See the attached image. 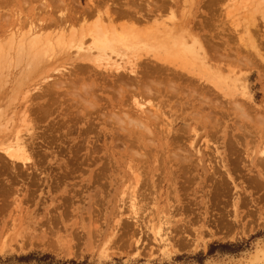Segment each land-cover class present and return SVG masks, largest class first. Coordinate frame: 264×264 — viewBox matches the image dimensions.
I'll use <instances>...</instances> for the list:
<instances>
[{"label": "rangeland", "instance_id": "rangeland-1", "mask_svg": "<svg viewBox=\"0 0 264 264\" xmlns=\"http://www.w3.org/2000/svg\"><path fill=\"white\" fill-rule=\"evenodd\" d=\"M45 1L51 4L19 0L0 6V54L5 55L0 57L5 61L0 62V155L16 141L28 144L25 160L0 156V264H264V164L256 163L257 148L264 147V66L258 67L255 55L264 49V0H165L157 22L176 27L173 39L155 40L147 24L128 26L120 40L137 28V42H119L116 52L98 57L93 47L85 74L75 55L93 46L91 39L54 46L52 53L50 41H30L43 30L32 33L29 25L15 22L19 14L40 12ZM90 1L102 12L107 7L112 12L114 5H139L144 12L148 4L161 2L108 0L107 6L102 2L107 0H75L80 9L92 6ZM200 42L211 54L206 61ZM32 47L42 51L36 59ZM142 54L147 75L150 65L169 71L149 75L163 91L146 82L149 94L136 93L140 105H135L132 85L120 84L128 76L118 82L106 66L125 64L124 76L129 75L132 60ZM133 68L144 74L143 65ZM136 73L130 77L137 80ZM69 80L76 91L64 85ZM232 99L253 109L234 110Z\"/></svg>", "mask_w": 264, "mask_h": 264}, {"label": "bare ground", "instance_id": "bare-ground-1", "mask_svg": "<svg viewBox=\"0 0 264 264\" xmlns=\"http://www.w3.org/2000/svg\"><path fill=\"white\" fill-rule=\"evenodd\" d=\"M19 0H0V6H8V5H10V4H14L15 2H18ZM21 1H23V2H31L32 0H21ZM50 1V3L51 4H48L46 1L45 2H43L42 3V7H40V12H37V13H33L32 11H30L29 13H27V14H19V15H17V21H15L17 24H19L20 26L21 25H23V24H27V25H29V27L31 28V32L32 33H34L36 30H35V28H38V31H41V30H43L44 31V33H42V32H40V35L41 36H39V34H38V36L36 37V35H34L33 36V40L32 39H30V41H33V42H35V43H41L42 42V40H43V42H48V41H50V42H48L47 44H48V47H49V51L50 52H52L53 53V48H54V46H55V48H61V49H63L64 47H65V45H67L68 43H81V44H83L86 40H88V39H86V38H89V39H91L92 40V42H93V46H90V45H88V46H90V47H88V46H86V48H84V49H82V51L81 52H78L77 53V55H75V60H77V62H78V69L81 71V72H83L84 71V73L83 74H85V73H87V72H85V71H87V70H83V69H86V67L88 66H86L85 64H88V62H90V63H93V60H94V58H93V54H91V52L93 51V50H95V49H93V47H95L96 48V50H97V55H96V57H98V56H105V55H108V53H113V52H116L117 50H118V47L117 48H115V46H117V45H115V44H117V43H119V42H121V43H129V44H133V43H135V42H137V39L139 38V37H137L136 36V34L138 35V32H140L139 30H135V29H137V28H135L134 29V33L133 32H131V33H133L134 34V36H130L131 35V33H130V35L128 36V38H126V37H124V38H126V39H124V40H122V38H121V40H120V34H121V37H123V36H125V34H126V31H125V29H130L128 26H130V27H132V26H136L137 24H140V23H143V24H147L148 26H147V28L146 29H148L149 31H151V33H148V35H150L152 38H154L155 40H158L159 38L160 39H163V38H168V40H171V39H173L174 37H175V28L176 27H173V26H162V21L161 22H157L158 20H159V18H160V15H159V12L161 11V10H163L167 5H166V2H165V0H161V2H153L152 3V5L151 4H148L147 6H150V8H148L146 11H144V12H141V8H140V6L138 5L137 6V8H135V7H128V8H124V6L123 5H120L119 7H117V5L115 6H113L114 8L112 9V12H108V7L106 8V10L104 11V12H102L101 10H99V8H95V6L93 7V4H92V1H90V4H92V6H88L86 9L85 8H83V9H80L78 6H77V4H76V2H75V0H49ZM127 1V0H126ZM133 1V0H132ZM78 2H80V0H78ZM103 3H104V5L106 4L107 6H109V4L107 3L108 2V0L107 1H102ZM111 3H113V0H111ZM134 4H135V1L133 2ZM155 3V4H154ZM12 4V5H13ZM136 5V4H135ZM42 12H44V15H42L41 13ZM11 16V15H10ZM94 18V20H93V22L92 23H90L88 20H90L89 18ZM13 19L11 20V19H9V20H7L6 21V23H7V25L8 26H10V25H12V23H13ZM207 23H208V21H206ZM36 23H37V25H36ZM204 24V23H203ZM205 25H206V23H205ZM203 26V27H206V26ZM152 28H151V27ZM126 27H128V28H126ZM151 28V29H150ZM116 29H117V31H116ZM179 29V32H182L183 31V29H181V28H178ZM204 29V28H203ZM119 30H121V31H119ZM201 30V29H200ZM205 30V29H204ZM129 32H130V30H128ZM127 31V32H128ZM137 33H136V32ZM77 32H79V33H77ZM118 32V33H117ZM120 33V34H119ZM119 34V35H118ZM13 37H14V35L13 34H11ZM53 36H55L56 38H53L52 39V37ZM11 37V36H10ZM13 37H11L10 39H13ZM18 37V36H17ZM51 37V38H50ZM22 38H24L23 36H22ZM15 40H16V37L14 38ZM14 39L12 40V41H14ZM42 39V40H41ZM46 39V41H44ZM178 39V38H177ZM202 39V38H201ZM41 40V41H40ZM55 40V41H54ZM204 40V39H203ZM10 41V40H9ZM17 41V40H16ZM22 40L20 39L19 40V42H21ZM90 41V40H89ZM11 42V41H10ZM262 42V41H261ZM202 43H204V41L202 42ZM201 42L199 43V48H200V51H201V53H202V56H203V59H204V61H206V60H208L209 59V57H211V54H210V52H209V50H207L206 49V45L204 46L203 44H202ZM208 42H206V44H207ZM259 43H260V41H259ZM263 43V42H262ZM261 43V44H262ZM205 44V43H204ZM264 44V43H263ZM2 44H0V46H1ZM57 46V47H56ZM38 47V46H37ZM258 46L256 45V46H253L252 48H254V49H256ZM26 48V47H25ZM33 48L34 47H32L31 49H32V51H33ZM54 48V49H55ZM58 48H57V50H58ZM30 49V50H31ZM34 49H36V48H34ZM262 49V48H261ZM256 50L257 51V53L255 54L256 55V58H259V60L258 61H260L259 62V65H258V67H261L262 65L264 66V49H262V50ZM27 50H28V48H27ZM29 50V51H30ZM39 51V49L37 48L36 49V51ZM40 50H43V49H40ZM36 51L34 52V59H36V57L39 55V54H41L42 53V51H39V53H37L36 54ZM37 51V52H38ZM48 51V52H49ZM124 50H122V52H123ZM28 52V51H27ZM31 52V51H30ZM93 52H95V51H93ZM32 53L33 52H31V57H33L32 56ZM95 53V54H96ZM30 54V53H29ZM37 55V56H36ZM3 56H5V55H3ZM3 56H1V54H0V57L2 58ZM40 56V55H39ZM38 56V57H39ZM142 56H146V54H142V55H140V56H138L137 58H135L134 60H132V64H130V66H132L133 65V67H141L142 65H143V68H142V70H144V68L146 67L145 66V64H147V63H145V64H142V62L145 60V59H143L142 60V62H141V57ZM154 57V56H153ZM0 58V59H1ZM148 58V57H147ZM34 59H32V60H30L32 63H33V61H34ZM149 59V58H148ZM246 59H248V57H246ZM6 60V59H5ZM150 60V59H149ZM154 60V59H153ZM155 60H157L158 62H161V63H165V61H164V59H161V60H158V59H155ZM154 60V62L156 63V61ZM251 59H249V60H246V62H248L249 61V63L251 62L250 61ZM257 60V59H256ZM36 61V60H35ZM147 61V60H146ZM145 61V62H146ZM203 61V60H202ZM1 65H4L5 64V61H4V59H3V63H2V59H1ZM7 63H8V61H6ZM114 62V63H113ZM112 63H113V66H111V67H109V65H110V62H109V65H107L106 67H108L107 69L111 72V73H109V74H107L108 76H111V77H115V78H117V79H115V80H118V82H119V80H120V78H125L126 76H128V77H126V81H123L122 79V83H120V84H122V85H126V82L127 83H129L130 84V87H131V85H132V87L134 88L133 89V92L131 93V100L134 102V104L135 105H140V103L138 102V101H140V99L137 101V100H135L136 98H138V95H140V96H144L143 95V92H144V90L145 91H147V93H148V90H147V88L146 87H144L145 85H146V82H147V86H148V83H153V84H155V86L156 85H160L162 88H160L162 91H163V86L159 83V80L158 81H155V80H153L152 81V78H150V77H148L149 75H151L152 76V74L153 73H157V70L158 71H161L162 73H164V72H167V71H169V69L166 67L165 68V66L164 67H161V68H156L157 66H152V67H150L149 66V68H148V66H147V69H150V71L148 70L147 72L149 73V75H147L146 73H145V71L146 70H144V74H143V71H141V73L143 74L142 76H141V73H140V70H136V69H134L133 67H131L130 69H129V75H125L124 76V72H125V69H126V66H125V64H119V63H117L116 61H113ZM117 64H116V63ZM153 62V61H152ZM144 63V62H143ZM150 63V62H149ZM262 65H261V64ZM157 64H159V63H157ZM253 64H255V66H256V64L257 63H253ZM252 64V65H253ZM0 65V66H1ZM7 65V64H6ZM30 65H31V63H30ZM85 66V68L84 67H82V68H80L81 66ZM148 65V64H147ZM167 65V64H166ZM129 66V67H130ZM4 67V66H3ZM128 67V66H127ZM28 68H29V66H28ZM87 68H89V67H87ZM256 68V67H255ZM262 68H263V71H264V67H261V70H262ZM77 69V70H78ZM83 70V71H82ZM172 70V69H171ZM179 70V69H178ZM177 70V71H178ZM122 71H123V73H122ZM128 71V70H127ZM136 71L138 72L139 71V73H140V77L139 78H137V80H135L134 78H131L130 77V75L132 74H135L136 76H137V73H136ZM156 71V72H155ZM94 72H96V71H94ZM172 72H175V71H172ZM181 72H183V71H181ZM78 73V72H77ZM80 73V72H79ZM104 73V72H103ZM108 73V72H107ZM127 73V72H126ZM138 73V74H139ZM178 73H179V71H178ZM184 73V72H183ZM182 73V74H183ZM98 74H99V72H98ZM159 74V73H158ZM161 74V73H160ZM170 74V73H169ZM168 74V75H169ZM174 74V73H173ZM78 75V74H77ZM97 75V74H96ZM145 75H146V77H145ZM164 75H165V73H164ZM172 75V74H171ZM185 75V74H184ZM85 76V75H84ZM174 76V75H173ZM183 76V75H182ZM76 77H78V76H76ZM133 77V76H132ZM162 77V76H161ZM175 77H176V75H175ZM180 77H181V75H180ZM191 77H193V76H191ZM191 77H189V81H192V79H191ZM81 78V77H80ZM97 78V77H96ZM147 79V81H145V79ZM149 78V79H148ZM159 79L158 77H155L154 76V79ZM163 78V77H162ZM171 78V77H170ZM182 78V77H181ZM180 78V79H181ZM77 79V78H76ZM76 79H74L75 80V82L78 80H76ZM85 79V78H84ZM89 79V78H88ZM98 79H100V78H98ZM144 79V80H143ZM172 79V78H171ZM171 79H170V81H171ZM173 79H174V77H173ZM176 79H177V77H176ZM195 79V78H194ZM199 79V78H198ZM197 79V80H198ZM200 79H202L201 77H200ZM200 79H199V81H200ZM74 80H72V85H73V81ZM175 80V79H174ZM182 80H184V78L182 79ZM205 80V79H204ZM63 81V80H62ZM143 81H145V83L143 82ZM149 81V82H148ZM163 81H164V79H163ZM170 81L168 82L169 84H170ZM194 81H196V80H194ZM198 81V82H199ZM202 81H203V79H202ZM201 81V82H202ZM211 81V80H210ZM54 82H56V81H53V83ZM74 82V83H75ZM85 82H86V80H85ZM155 82H157V83H155ZM161 82H162V80H161ZM174 82V81H173ZM172 82V83H173ZM193 82V81H192ZM203 82H205V81H203ZM57 83H58V81L55 83V85H53L52 84V82H51V85L54 87H56L57 86ZM59 83H60V81H59ZM77 83V82H76ZM168 83L166 82H164L163 84H167V86H168ZM171 83V84H172ZM183 83V82H182ZM61 85L63 84V82H61L60 83ZM60 84H58V86H60ZM70 84V80L67 82V84H64L65 86L67 85H69ZM92 84V83H91ZM128 84V85H129ZM203 84V83H202ZM207 84H208V82H207ZM207 84H204V85H207ZM210 84V83H209ZM213 84V83H212ZM72 85H70L71 87H72ZM77 85V84H76ZM75 85V86H76ZM83 85V84H82ZM110 85V84H109ZM124 85V88H126L128 85H126L125 86ZM152 85V84H151ZM74 86V85H73ZM75 86H74V90L76 89L75 88ZM92 86V85H91ZM90 86V87H91ZM153 86V85H152ZM179 86V85H178ZM211 86V85H210ZM209 86V87H210ZM54 87V88H55ZM69 87V86H68ZM71 87H69L70 89H73V87L71 88ZM97 87V86H96ZM116 87V86H115ZM132 87H131V89H132ZM149 87H150V85H149ZM186 87V86H185ZM199 88H200V86H198ZM197 87V88H198ZM203 87V86H202ZM201 87V90L203 89ZM208 87V86H207ZM212 87V86H211ZM210 87V88H211ZM214 87H216V90H219L218 88H217V86L216 85H214ZM213 87V89H212V91L215 89ZM144 88H146V89H144ZM167 89H169V90H171V92L172 91H174V90H177V89H174V87L173 86H168V87H166ZM172 88L174 89V90H172ZM181 88H183V86H180V88H179V90H181V91H183L184 89L185 90H187L186 88H184L183 90L181 89ZM190 89L192 88V87H189ZM47 89V88H46ZM49 89V88H48ZM47 89V90H48ZM87 91L86 92H88V89L87 88H85ZM84 89V90H85ZM96 89H98V88H96ZM115 89V88H114ZM150 90V93L151 92H155V91H151L152 90V88H149ZM166 89V91L168 92L169 90H167ZM193 89V88H192ZM91 90V89H90ZM94 90V89H93ZM118 90H120V89H118ZM156 90V89H155ZM209 90V89H208ZM76 91V90H75ZM96 91V90H95ZM114 91V90H113ZM121 91V90H120ZM123 91V90H122ZM132 91V90H131ZM130 91V92H131ZM158 91V90H157ZM161 91V92H162ZM178 91V90H177ZM177 91H175L174 92V96L176 95V93H177ZM189 91H191V90H189ZM188 91V92H189ZM197 90L195 89H193L192 90V93L193 92H196ZM45 92V91H44ZM53 92H55L56 93V91H53ZM85 92V91H84ZM84 93L85 95H87L88 93ZM116 92V94H117V91H115ZM124 92V91H123ZM128 92H129V90H128ZM170 92V93H171ZM200 92V91H199ZM202 92V91H201ZM206 92V91H205ZM204 92V93H205ZM211 92V91H210ZM219 92V91H218ZM217 92V94H219ZM52 93V92H51ZM68 93V92H67ZM72 93H77V92H72ZM138 95H137V94ZM157 93L158 92H156L155 94H156V97H157ZM169 93V94H170ZM183 93H185V91L183 92ZM207 93V92H206ZM205 93V95L206 96H208L207 94ZM212 94H216V93H214V92H211ZM50 94V93H49ZM61 94V93H60ZM63 94V93H62ZM68 94H70V93H68ZM125 94H127V92L125 93ZM144 94L146 95V92H144ZM149 94V93H148ZM153 94V93H152ZM209 94V93H208ZM221 94V93H220ZM45 95V94H44ZM54 95V94H53ZM67 95V94H66ZM65 95V96H66ZM121 95V97H120V99H119V101L117 102V104L119 105V106H121L120 108H122V105L124 104V102H125V100L123 99V96L125 97V95H122V94H120ZM135 95H137V97L135 98ZM154 95V94H153ZM171 95H173V94H171ZM171 95H168V96H171ZM204 95V96H205ZM211 95V94H210ZM221 95H223V94H221ZM233 94H231V96H232ZM41 96V95H40ZM42 96H43V93H42ZM51 96H52V94H51ZM51 96H50V98H51ZM59 96V95H58ZM61 96V95H60ZM64 96V95H63ZM78 96H80V95H78ZM117 96V95H116ZM119 96V95H118ZM129 96V95H128ZM152 96V95H151ZM150 96V97H151ZM220 96V95H219ZM218 96V98H220ZM44 97V96H43ZM81 97V96H80ZM112 97H113V95H112ZM146 97V96H145ZM147 97H149V95L147 96ZM164 97V96H163ZM171 97H173V96H171ZM188 97V96H187ZM197 97V96H196ZM199 97V96H198ZM213 97V96H212ZM38 98V97H37ZM79 98V97H78ZM115 98V97H114ZM143 98V97H142ZM169 98V97H168ZM203 98H206V97H203ZM214 98H216V99H218L217 98V96H215V97H213V99ZM221 98H223V97H221ZM55 99V98H54ZM83 99V98H82ZM147 99H150V98H147ZM174 99V98H173ZM181 99V98H180ZM196 99V98H195ZM207 99V98H206ZM213 99H211V100H213ZM216 99H214V101L216 100ZM225 99V98H224ZM49 100V99H48ZM48 100H46V101H48ZM57 100V99H56ZM64 100V99H63ZM68 100V99H67ZM115 100V99H114ZM142 100V99H141ZM152 100V99H151ZM155 100H156V98H155ZM164 100V99H163ZM171 100V99H170ZM221 100V99H220ZM231 100V99H230ZM54 101V100H53ZM73 101V100H72ZM100 101V100H99ZM128 101V100H127ZM130 101V100H129ZM153 101V100H152ZM151 101V102H152ZM165 101H166V99H165ZM179 101V100H178ZM197 101V100H196ZM204 101H206V100H204ZM218 100H216V102H217ZM222 101V100H221ZM52 102V101H51ZM56 102V101H55ZM54 102V103H55ZM62 102V101H61ZM143 102H145V101H143ZM150 102V101H149ZM175 102V101H174ZM207 102V101H206ZM220 104H222L220 101H218ZM223 102V101H222ZM244 102H246V101H244ZM63 103V102H62ZM166 103V102H165ZM185 103V102H184ZM187 103V102H186ZM208 103H210L211 104V102H208ZM219 103H217L218 105H220ZM232 103L234 104V106H232L233 108H234V110H241V112L243 113V109H245V110H248V109H250V108H252V107H250V105H248V104H246V103H248V102H246V103H244V104H238V102L236 101V99H232ZM253 103V102H252ZM59 104V103H58ZM126 104V103H125ZM125 104L123 105V107H125ZM150 104V103H149ZM152 104V103H151ZM190 104V103H189ZM213 104V103H212ZM216 104V103H215ZM249 104H251L250 102H249ZM46 105V104H45ZM44 105V106H45ZM72 105V104H71ZM91 105H92V103H91ZM143 105V104H142ZM161 105H164V104H161ZM195 105V104H194ZM159 107H161V108H163V106H160V105H158ZM157 106V107H158ZM180 106V105H179ZM189 106V105H188ZM216 106V105H215ZM220 106H222V105H220ZM48 107V106H47ZM128 107H129V105H128ZM135 107V106H134ZM139 107H141V106H139ZM166 107V106H165ZM171 107V106H170ZM223 107V106H222ZM245 107V108H244ZM35 108V107H34ZM33 108V109H34ZM37 108V107H36ZM149 108V107H148ZM147 108V109H148ZM187 108V107H186ZM230 108V107H229ZM39 109V108H38ZM56 109V108H55ZM140 109V108H139ZM153 109V108H152ZM206 109V108H205ZM208 109V108H207ZM253 109V108H252ZM31 110H32V108H31ZM64 110H66V109H64ZM141 110H142V108H141ZM149 110H151V109H149ZM195 110V109H194ZM258 110V109H257ZM256 110V111H257ZM263 110V109H262ZM262 110H261V112L260 113H262ZM48 111V110H47ZM127 111V110H126ZM161 111V110H160ZM65 112V111H64ZM74 112V111H73ZM118 112H120V111H118ZM162 113H165L164 111H161ZM240 112V113H241ZM246 112V111H245ZM245 112H244V114H245ZM248 112H249V110H248ZM250 112H251V110H250ZM254 112V111H253ZM75 113H76V111H75ZM114 113V112H113ZM127 113V112H126ZM126 113H124L123 112V114L125 115ZM130 113V112H129ZM155 113V112H154ZM162 113H161V115H162ZM166 113H168V112H166ZM197 113V112H196ZM199 113V112H198ZM241 113V114H242ZM247 113V112H246ZM61 114V113H60ZM72 114V113H71ZM89 114V113H88ZM117 114V113H116ZM115 114V115H116ZM133 114V113H132ZM150 114H151V112H150ZM213 114V113H212ZM214 114H216V113H214ZM255 114H257V112L255 113ZM90 115V114H89ZM110 115H112V114H110ZM123 115V116H124ZM171 115V114H170ZM41 116V115H40ZM117 116V115H116ZM115 116V117H116ZM156 116V119H157V117H158V115H155ZM155 116H153L154 118L153 119H155ZM167 116H169V115H167ZM198 116V115H197ZM244 116V115H243ZM264 116V115H263ZM90 117H91V115H90ZM125 117H126V115H125ZM130 117H132L131 115H130ZM129 117V118H130ZM134 117H135V115H134ZM152 117V116H151ZM248 117V116H247ZM36 118V117H35ZM114 118V117H113ZM119 118V117H118ZM117 118V119H118ZM121 118V117H120ZM119 118V119H120ZM136 118V117H135ZM69 119H70V117H69ZM73 119V118H72ZM116 119V118H115ZM122 119V118H121ZM127 119H128V117H127ZM137 119V118H136ZM165 119H166V117H165ZM38 120V119H37ZM36 120V121H37ZM79 120V119H78ZM131 120H133V119H130V121ZM166 120H168V119H166ZM189 120V119H188ZM197 120V119H196ZM200 120V119H199ZM70 121V120H69ZM72 121V120H71ZM89 121H92V120H89ZM119 121V120H118ZM128 121V120H127ZM137 121H138V119H137ZM156 121V120H155ZM154 121V122H155ZM157 121H158V119H157ZM156 121V122H157ZM210 121H211V119H210ZM261 121H262V119H261ZM264 121V120H263ZM115 122H116V120H115ZM121 122V121H120ZM119 122V123H120ZM133 122H135L136 123V120L134 121L133 120ZM166 122H169V121H166ZM89 123V122H88ZM122 123V122H121ZM128 123V125H130L129 124V122H127ZM137 123H139V121L137 122ZM148 124H150L149 123V121L147 122ZM159 123V122H158ZM117 124V123H116ZM134 124V123H133ZM161 124V123H160ZM166 124V123H165ZM114 125V124H113ZM140 125V124H139ZM153 125V124H152ZM151 125V126H152ZM157 125V124H156ZM143 127L142 128H148V125L146 124H144V125H142ZM150 126V125H149ZM150 126V127H151ZM159 126V125H158ZM157 126V127H158ZM163 126V125H162ZM243 126V125H242ZM139 127V126H138ZM152 127H154V125L152 126ZM181 127V126H180ZM88 128V127H87ZM86 128V129H87ZM141 128V129H142ZM159 128V127H158ZM181 128H183V127H181ZM116 129V128H115ZM115 129H114V131H115ZM121 129H123V128H121ZM120 129V130H121ZM146 129H144V130H146ZM149 129V128H148ZM147 129V130H148ZM153 129V128H152ZM155 129V128H154ZM165 129V128H164ZM163 129V130H164ZM191 129H193V128H191ZM83 130V129H82ZM90 130V129H89ZM124 130V129H123ZM131 130V129H130ZM181 130V129H180ZM183 130H185V129H183ZM88 131V130H87ZM125 131V130H124ZM149 131V130H148ZM155 131V130H154ZM159 131H162V130H159ZM182 131V130H181ZM208 131V130H207ZM244 130H242V132H243ZM127 132V131H126ZM150 132H151V130H150ZM249 132H251V131H249ZM116 133V132H115ZM152 133V132H151ZM150 133V134H151ZM157 134H159L158 132H156ZM170 133V132H169ZM184 133V132H183ZM193 133V132H192ZM84 134V133H83ZM130 134V133H129ZM147 134V133H146ZM149 134V135H150ZM153 134H155V133H153ZM156 134V135H157ZM205 134H207V133H205ZM160 135H166V133H164L163 134V132L162 133H160ZM212 135V134H211ZM247 136L248 134H243V136ZM259 134H257V136H258ZM262 135V134H261ZM122 136V135H121ZM150 136H154V135H150ZM208 136V135H207ZM240 136H241V134H240ZM250 136H251V133H250ZM249 136V137H250ZM123 137V136H122ZM134 137V136H133ZM132 137V138H133ZM148 137V134H147V136L145 137V138H147ZM157 137V136H156ZM167 137V136H166ZM177 137V136H176ZM237 137V136H236ZM253 135H252V139H253ZM84 138V137H83ZM82 138V139H83ZM118 138H119V136H118ZM85 139V138H84ZM117 139V138H116ZM147 139H149V137L147 138ZM146 139V140H147ZM164 139H165V137H164ZM172 139H174L173 137H172ZM180 139V138H179ZM124 140V139H123ZM125 140H128V139H125ZM145 140V141H146ZM151 140H153L152 138H151ZM242 140H243V138H242ZM247 140V139H246ZM259 140H260V138H259ZM118 141V140H117ZM119 141H120V139H119ZM118 141V142H119ZM149 141V140H148ZM154 141H155V139H154ZM160 141V140H159ZM177 141V140H176ZM206 141V140H205ZM209 141V140H208ZM254 141H255V139H254ZM133 142V141H132ZM135 142V141H134ZM151 142V141H150ZM166 142V141H165ZM256 142H258L257 140H256ZM120 143V142H119ZM123 143V142H122ZM128 143V142H127ZM168 143V142H167ZM171 143V142H170ZM247 143V142H246ZM248 143H250L249 142V140H248ZM263 143V142H262ZM35 144V143H34ZM116 144V143H115ZM130 144H131V142H130ZM150 144V143H149ZM163 144V143H162ZM209 144V143H208ZM238 144V143H237ZM28 145V144H27ZM26 144H25V142L23 143L22 141H16L13 145L11 144L10 146H9V148H4L3 147V153H5L4 155L3 154H1V155H3V156H7L8 158H10L11 160H19V161H21V160H25L27 157V155H26V153H27V146ZM114 145V144H113ZM117 145V144H116ZM1 146V145H0ZM162 146H164V145H162ZM169 146V145H168ZM205 146H207L208 147V145L206 144ZM234 147V146H233ZM128 148V147H127ZM130 149L132 148L131 146L129 147ZM128 148V149H129ZM134 148V147H133ZM206 148V147H205ZM231 148V147H230ZM36 149V148H35ZM127 149V150H128ZM161 149V148H160ZM168 149V148H167ZM258 150H257V154H258V157H257V164L259 165V164H264V147H262V148H260L259 149V146H258V148H257ZM133 150V149H132ZM132 150H131V152H132ZM138 150V149H137ZM147 150V149H146ZM164 150V149H163ZM230 150V149H229ZM233 150V149H232ZM136 150H134V152H135ZM148 151V150H147ZM159 151H161V150H159ZM167 151V150H166ZM235 151V150H234ZM233 151V152H234ZM251 151V150H250ZM255 151V150H254ZM254 151H251L252 153H254ZM75 152V151H74ZM158 151H156V153H157ZM199 152V151H198ZM249 151H247L246 153H248ZM128 153H129V151H128ZM137 153V152H136ZM142 153V152H141ZM140 153V154H141ZM150 153V152H149ZM155 153V154H156ZM162 153V152H161ZM165 153H167V152H165ZM231 153H232V151H231ZM135 154V153H134ZM139 154V153H138ZM148 154V153H147ZM154 154V155H155ZM158 154V153H157ZM197 154V153H196ZM203 154H204V152H202V156H200V157H198L199 159L200 158H202L203 157ZM230 154V153H229ZM234 154V153H233ZM250 154V153H249ZM0 155V156H1ZM144 155V154H143ZM142 155V156H143ZM150 155V154H149ZM158 155H160V154H158ZM237 153H236V157L235 158H238L237 157ZM235 156V155H234ZM250 155H248V157H249ZM26 157V158H25ZM155 157V156H154ZM5 158V157H4ZM252 158H253V156H251V160H252ZM255 158V157H254ZM259 158V159H258ZM0 160H2V158L0 159ZM4 160V159H3ZM184 160H185V158H184ZM186 160H189V159H186ZM201 160V159H200ZM235 160V159H234ZM258 161H259V163H258ZM10 162V161H9ZM23 163H25L24 161H22ZM232 162H234V161H232ZM12 163V162H11ZM15 163V162H14ZM23 165V164H22ZM261 165H260V167H261ZM186 166V165H185ZM153 167V166H152ZM151 168V167H150ZM212 168V167H211ZM262 168V170H264V167H261ZM259 169V168H258ZM184 170V169H183ZM153 171V170H152ZM254 178V177H253ZM252 178V179H253ZM248 179V181H249V179L250 178H247ZM252 182V181H251ZM223 183V182H222ZM222 183H220V184H222ZM219 184V185H220ZM251 184V183H250ZM224 185H225V183H224ZM223 186V185H222ZM226 186V185H225ZM221 187V186H220ZM220 187H218V188H220ZM218 188H216V189H218ZM221 190V189H220ZM219 191V190H218ZM219 193V192H218ZM217 197H215V199H216ZM218 199V198H217ZM244 199V198H243ZM244 203V202H243ZM246 204V203H245ZM168 218V217H167ZM155 227V226H154ZM156 231V230H155Z\"/></svg>", "mask_w": 264, "mask_h": 264}, {"label": "trees", "instance_id": "trees-1", "mask_svg": "<svg viewBox=\"0 0 264 264\" xmlns=\"http://www.w3.org/2000/svg\"><path fill=\"white\" fill-rule=\"evenodd\" d=\"M48 256V255H47Z\"/></svg>", "mask_w": 264, "mask_h": 264}]
</instances>
